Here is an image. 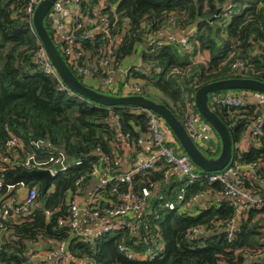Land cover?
Here are the masks:
<instances>
[{"label":"trees","instance_id":"trees-1","mask_svg":"<svg viewBox=\"0 0 264 264\" xmlns=\"http://www.w3.org/2000/svg\"><path fill=\"white\" fill-rule=\"evenodd\" d=\"M98 1L82 0V5L91 12ZM107 1L111 3L109 6H116L118 14L117 25L111 29L112 34L118 36L117 66L122 65L127 56L139 52V65L127 68L124 81L141 80L139 82L159 91L171 104L161 97L159 101L153 100L165 104L181 123L186 106L197 112L193 96L206 83L233 77L264 82V0ZM23 8V0H0V155L10 159L9 163H1L4 170L0 208L6 199L18 197V187L8 190L7 185L23 181L27 187H36L37 209L17 220L0 217L7 232L0 238V264H44L47 261L43 259L30 260L29 254L51 241L67 245L68 258L61 264H77L85 258L89 259V264H244L248 256L264 250V205L244 210L237 228L229 233L224 222L236 215V206L230 199L205 201L203 208L196 202L190 203L195 195L208 191L220 193L222 186L209 182V173L199 170V178L192 182L175 173L166 178L169 164L163 157L154 161L151 168L135 171L130 184L117 185L114 179L98 189L97 205L101 212L111 203H119L128 189L136 195L144 187L150 189L145 207L135 216L141 221L137 234L119 228L93 241H84L81 233L68 224L59 223L61 219L69 220V197L79 177L94 166L112 176L122 173L121 138L137 148L138 140L148 132V116L136 106H105L71 90H59L58 81L34 60L41 41ZM171 14L178 30L194 28L190 51L182 50L176 43L156 44L152 40V33L164 28ZM45 25L66 59L56 39L53 22L46 18ZM103 43V37L98 35L93 40L83 41V48L93 59L99 55ZM236 59L245 63L241 73L231 68ZM73 72L90 88L112 95L125 94L122 82L117 91H105ZM103 73L100 68L99 74ZM221 92L210 94L208 103L213 94ZM144 95L150 98L152 94ZM258 108L259 105L252 102L239 109L216 105L212 108L228 127L232 139V155L227 167L255 164L259 182L244 180L254 195H260L264 188V122L260 133L251 135L255 144L247 150L235 145L256 118ZM166 128L171 132L167 125ZM12 134L26 141L25 150H8L6 142ZM171 134L174 141L170 145L174 151L184 153ZM31 140L43 141L44 145L37 148L31 145ZM217 146L207 150L205 155L217 156ZM61 151L73 160L66 171L58 172L49 181L36 175L21 176L25 170H41L18 164L17 160L28 153H36L38 159L45 161ZM76 161L81 164H75ZM53 186L55 190L51 191ZM113 187L118 188L116 193ZM178 195L183 197L180 203ZM169 202L173 203V209L165 206ZM194 228L201 232L188 236ZM155 239L161 245L153 259L127 257V252L141 254ZM120 246L125 250H120Z\"/></svg>","mask_w":264,"mask_h":264},{"label":"built area","instance_id":"built-area-1","mask_svg":"<svg viewBox=\"0 0 264 264\" xmlns=\"http://www.w3.org/2000/svg\"><path fill=\"white\" fill-rule=\"evenodd\" d=\"M41 0H23L24 2V13L31 18L32 27L33 15ZM107 0H99L97 5L91 12L84 9L82 0H57L52 6L47 18H49L56 31V39L62 45V51L66 57V61L70 68L75 71L78 75L84 78H93L103 86V90L107 91L112 89L114 92L121 87L119 82L115 81V73H126L127 70L122 69L121 66H117L115 62L116 50L118 47V36L113 35L111 29L117 25L118 14L116 13V6L110 5ZM177 29L175 17L171 14L166 21L164 28L152 33V40L156 44L162 43H176L184 51H190V36L194 31L191 27L180 36H176L171 33V30ZM62 33L63 36L57 37V33ZM98 35H101L104 40V45L99 51V55L93 59L88 57V53L83 48V41L93 40ZM258 40V39H257ZM259 41V40H258ZM260 42V41H259ZM261 43V42H260ZM34 60L48 75L52 76L58 81L59 90H69L66 84L61 79L56 68L50 61L48 54L43 47L42 43L38 50L34 53ZM104 70L103 74H99V70ZM231 68L236 73H241L245 70V63L240 59H236L231 63ZM121 83V82H120ZM122 90L128 95H144L152 94L161 97L168 103L171 102L163 96L159 91L154 90L141 82L137 81H122ZM106 93V92H104ZM108 94V93H107ZM124 94V95H125ZM145 96V95H144ZM211 102L216 106H224L228 109H239L245 107L249 101L244 92H231L216 93L213 94ZM148 116V132L145 137H141L138 140V144H147L155 149L149 154L147 161L137 166L134 170L128 172L119 173L116 176H112L110 172L108 177L103 180L101 186L107 185L112 180H116L117 185L121 183L130 184L132 174L140 169L151 168L153 162L158 158L163 157L169 164L168 170L165 171V177L168 178L170 174L175 173L179 177L186 178L189 182H192L199 178L200 174L198 168L191 162L189 157L181 151H174L170 145L174 138L171 132L166 128L164 121L155 113L149 110H145ZM116 125L119 127L117 119L115 118ZM264 122V110L260 111V116L256 117L248 125L245 135L241 140H244L248 135H257L261 131V125ZM182 125L186 131L190 134L191 138L195 142H199L204 136L203 130L207 128L206 123L200 119L198 113L189 105L186 106L184 116L182 118ZM129 135L127 134L125 138ZM123 139V137L121 138ZM31 145L37 148L43 147V141L31 140ZM8 150L18 151L26 149V141L12 134L6 142ZM237 147V144L235 145ZM17 157V156H16ZM18 158V157H17ZM67 155L64 152H59L58 155L51 156L45 161L40 160L36 157V153H28L25 158L17 160L18 164H22L27 168H38L49 170L51 177L55 176L60 171H66L70 164H65ZM108 159V158H107ZM10 159L8 156L0 155V187L3 186V170L1 163H9ZM75 164H81V161H76ZM249 167L253 170L255 164L247 163L243 165H231L224 169L216 172H208L209 182H218L222 189L220 193L228 197L232 203L236 206V214L238 211V200H244V204L241 207V212L247 210L250 207H261L264 205V197L261 195H254L246 186L244 180L243 170ZM108 168L111 169L110 163L108 162ZM108 169V170H109ZM200 171V170H199ZM202 172V171H200ZM99 174V167L94 166L91 171L85 173L79 177L75 182V188L71 192L69 197L70 205V217L69 220L65 221L61 219L60 224H68L73 230L78 231L79 225V213L81 208L79 205V190L82 183L93 176ZM152 186V185H150ZM26 188V194L24 196H18L16 198L6 199L2 207L0 208V217L2 220H17L27 215L31 207L35 203L37 196L36 187H27L26 183L21 181L17 184L7 185L8 190L13 188ZM118 188L113 187V193H116ZM150 189L144 187L141 189V193L136 195L131 189H128L121 196L119 203H111L110 206L103 212L100 211L97 205V195L91 198L89 201L90 208L87 210L88 217L91 220H103V225L93 234V236L83 238L84 241H93L100 237L106 232L119 229L127 228L130 232L137 234L140 230V220L135 217L146 205V199L149 196ZM207 193V192H206ZM205 193V194H206ZM205 194H199L192 197L191 202H195L205 196ZM182 196L178 195V203L182 201ZM166 207L173 209V203H166ZM133 214H136L135 216ZM236 215L228 221L224 222V227L231 233L235 229ZM0 229H3V225L0 223ZM191 234L188 236L192 237L199 234L200 229L194 228ZM160 242L158 239L153 240L147 245L145 251L139 255L127 252L129 259H136L139 257L146 258L148 260L153 259L157 255V250L160 248ZM120 250H125L124 246H120ZM30 260L35 261L36 259H42L38 252L32 251L29 254ZM68 258L67 245L65 242H59L56 251L53 255V261L51 263L45 262L44 264H61ZM77 264H89V259L85 258L80 260Z\"/></svg>","mask_w":264,"mask_h":264},{"label":"water","instance_id":"water-1","mask_svg":"<svg viewBox=\"0 0 264 264\" xmlns=\"http://www.w3.org/2000/svg\"><path fill=\"white\" fill-rule=\"evenodd\" d=\"M56 1L57 0H41L39 2L33 15V25L50 61L69 90L105 106L132 105L143 110L152 111L169 127L183 152L189 157L191 162L199 168L200 171L216 172L227 167L232 155V139L226 124L209 106L208 97L212 93L224 90H233L236 92L249 90L253 93L264 94V82L246 77H233L206 83L195 91L193 104L197 113L200 119L206 123L207 130H213V134L216 136L220 144L218 155L208 157L199 146L201 145V147H203L206 151L214 149L217 144L214 137L203 136L199 142H195L186 131L180 120H178V118L165 104L156 102L144 95L107 94L90 88L79 80L68 65L66 59L62 55L54 39L49 34L45 25L46 18ZM219 11L220 9L217 10V13H219ZM260 111V109L257 110L256 117L260 116ZM72 162V158L67 157L65 164H71ZM35 175L44 178L46 181H49L51 178L49 170L46 169L31 171L25 170L21 173V176L26 178ZM260 195L264 197V191ZM36 209L37 206H33L32 212Z\"/></svg>","mask_w":264,"mask_h":264},{"label":"crops","instance_id":"crops-1","mask_svg":"<svg viewBox=\"0 0 264 264\" xmlns=\"http://www.w3.org/2000/svg\"><path fill=\"white\" fill-rule=\"evenodd\" d=\"M170 32L175 34L176 36H180L183 33V31L178 30V29L171 30ZM62 36H63L62 33L60 32L57 33V37L61 38ZM136 65H139V60L137 61ZM120 66L122 69H125V70H127L128 68V67H124L123 64ZM125 74L120 73V72L115 73L114 74L115 81L116 82L124 81ZM88 79L94 81V83H98L96 79H93V78H88ZM244 94L245 96H247V99L249 102L256 103L257 105H259L258 109H260L261 111L264 110V95L263 94H258V93H253V92L244 93ZM203 132H204V136H207V137L213 136L214 140L218 144V140L216 136L213 134V132H211L210 130H207V128H205ZM251 144H255L253 137H250L247 135L244 140H240L237 143V147L240 150H247ZM122 150H123V155H122L123 159L121 161L122 162L121 172H128V171L134 170L137 166L147 161L149 154L153 151L151 150V147L147 144L139 145L136 148V147L131 146L130 143L124 139H122ZM255 172H256L255 167L253 170H250L249 167H247L245 168V170H243L242 174L247 179L255 180L259 182ZM107 177H108V172H106V170H104L103 168L99 167V174L97 176L91 177L86 182H84L79 190V193H80L79 194V205L81 208V212L79 213L78 232L81 233L83 236H87V237L93 236V234L104 223L103 220H97V221L91 220L88 217L87 210L90 208L89 201L95 195V193L97 195L98 189L101 187L103 180H105ZM262 191H264V188ZM17 193H18V196L19 195L24 196L26 194V188H18ZM97 198H99L98 195H97ZM223 199H228V197L224 196L223 194L219 192L208 191L205 194V196H203L202 198H200L199 200L195 202L200 208H203L205 206V201H209V202L210 201H220ZM244 202L245 201L242 199H239L237 202L238 211L236 214L235 229L240 223L241 215L243 213V211L241 212V207L244 204ZM33 206H37V205L34 204ZM43 206H44V203L40 205V208H42ZM32 207L30 211H32ZM133 215L135 216L136 214H133ZM263 224H264V221H263ZM5 234L7 235L6 230L4 228L0 229V238H2L3 235ZM57 246H58V243L52 242V241L49 243H43L39 246L38 248L39 250L37 252L41 255L44 261L51 263L53 261V255L57 249ZM255 263L264 264V250H262L261 252H259L258 254L254 256H248L244 264H255Z\"/></svg>","mask_w":264,"mask_h":264},{"label":"rangeland","instance_id":"rangeland-1","mask_svg":"<svg viewBox=\"0 0 264 264\" xmlns=\"http://www.w3.org/2000/svg\"><path fill=\"white\" fill-rule=\"evenodd\" d=\"M139 60V52H135V53H132L131 55L127 56L125 59H124V67H129L130 65H133L135 66L137 61ZM85 82L89 83L90 85H93L95 86L96 88H100V89H104L102 85H100L99 83H94V81L92 80H89L88 78H84ZM128 81H141V80H136V79H133V78H129ZM231 92H234L233 90H224L223 92L221 93H225V94H228V93H231ZM244 93H250L251 91L247 90V91H243ZM125 95H128V94H125ZM264 95V94H263ZM213 96V95H212ZM151 99H155L156 101H159L160 97L156 96V95H151L149 96ZM212 98V97H211ZM212 100V99H211ZM211 105V106H210ZM210 107H214V105H212V102L210 101V104H209ZM211 132H213L212 129H210ZM219 143V142H218ZM218 145V144H217ZM203 151H204V154L206 153V150H204L203 147H201V145L199 146ZM217 147H219L220 149V146L218 145ZM199 169V168H198ZM55 190V187L53 186V188L51 189V191H54Z\"/></svg>","mask_w":264,"mask_h":264}]
</instances>
